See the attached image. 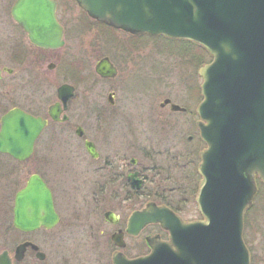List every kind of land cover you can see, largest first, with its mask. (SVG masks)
<instances>
[{"label":"water","instance_id":"95a60500","mask_svg":"<svg viewBox=\"0 0 264 264\" xmlns=\"http://www.w3.org/2000/svg\"><path fill=\"white\" fill-rule=\"evenodd\" d=\"M76 2L91 18L115 29L193 41L211 55V61L198 68L202 99L196 108L206 145L197 167L201 179L196 204L203 219L183 221L169 207L148 203L132 215L135 230L128 231L159 223L168 239L149 236V253L133 259L116 254L114 263L250 264L243 215L255 193L254 176L264 184V0ZM55 5V0H17L11 13L34 43L55 48L62 45ZM94 70L103 78L115 75L108 57L99 59ZM71 92L67 84L59 87L64 101ZM44 124L21 111L8 112L1 122L0 151L24 160ZM85 146L94 156L93 145ZM57 220L51 190L37 174L31 175L15 194L13 225L31 231L52 227ZM28 245L37 249L23 242L16 258H22ZM0 264H10L5 253Z\"/></svg>","mask_w":264,"mask_h":264},{"label":"flooded vegetation","instance_id":"af4514ba","mask_svg":"<svg viewBox=\"0 0 264 264\" xmlns=\"http://www.w3.org/2000/svg\"><path fill=\"white\" fill-rule=\"evenodd\" d=\"M7 1L0 0V130L3 116L12 110H18L32 117L40 118L45 124L33 143L30 155L24 160L13 158L11 155L0 151V187L3 186L4 180L6 182L11 181L7 178L13 177L16 179L19 166L28 163V166L35 167L37 156L51 155L54 151V154L60 156L62 161L60 171L65 179H68L70 187L74 188L75 192H80L81 188L90 187L93 188V192L91 195H85L82 198L79 195L77 204L73 207L74 203H69L73 209L66 213L63 208L66 203L63 207L57 204L51 178H46L41 172L33 171L29 177L37 174L51 190L53 207L58 220L52 227L41 226L31 231H23L13 225L15 194L25 186L28 177L25 184L18 188L12 197V221L6 229L8 239L12 242L3 245L0 248V254L5 253L10 264H115L113 258L116 254L126 259L142 257L150 250L146 240L147 237L159 236L161 239L166 240L168 239V232L159 223L141 226L136 233L129 232L128 229L135 230L134 226H130L131 217L135 212H142L148 203H154L157 206H168L183 221L194 220L183 219L180 215V206L174 208L166 203L168 194L167 192L159 193L160 184L157 185L156 189H152V186L154 187L152 184L157 182L155 178L160 174L161 169L156 165L143 164V141L133 137L137 130H141L140 128L134 125L129 126L126 128L128 131L123 132V134L119 132L117 139H112L103 133L106 123L112 122L111 128L113 127V129L111 130L113 131L121 123H125L126 116L124 114L126 110L125 106L122 105L124 102L117 106L118 101L115 98L119 89L123 90L121 82L127 72L132 70L136 58L133 57L132 52L121 56L120 60L112 59L107 55L99 57L98 60L108 57L109 62L115 68V75L110 78H103L95 73L99 79L116 80L119 76L121 77L107 95L109 105L107 110L104 109L106 107H100L97 98L95 99L94 96L86 103L83 98L87 93L84 92L93 89L84 88V90H80V84L83 82L82 75L85 70L84 63L79 58L69 60L67 51L63 50L68 41V26L71 22V24L76 23L74 25L77 26V24L83 25L87 21L106 28L110 26L91 18L79 7L76 0L73 1L81 12L77 15L78 18H74L73 10L66 5L68 0H55L54 17L62 30L60 39L62 45L55 48L43 47L34 43L30 39L29 33L13 18L11 10L17 0H12L10 5ZM127 35L137 38L142 34L132 35L127 33ZM199 66L196 68L198 82H195L193 75L186 77V80L182 79L187 101L195 104L192 110L189 109L186 103L179 105L171 97L165 96L158 102L156 109L153 105H149L151 113H157L160 119H157L151 125L148 124V121L143 123L141 119L134 124L142 123L143 128L145 127L143 132L146 134L150 131L163 134L159 131L161 129V131L165 130L166 134L173 135L175 139L182 132L180 120L178 118L176 121H171L170 118L164 119L163 112L182 114L184 116L183 122L187 123V129L189 130L191 127L195 132L194 136L187 135L186 140L191 141L196 137L197 141L205 148V143L200 137L197 125L199 117L196 112V107L202 99L200 90L202 79L198 75ZM69 76L75 80L69 81ZM63 84L72 87L71 95L65 101L59 96V87ZM172 104L178 105L179 109H172ZM145 108L148 112V107L145 106ZM149 119L151 118L149 117ZM86 120L92 122L93 136L98 137L99 135L108 140L110 139V147L104 148L101 146L99 139L88 137L90 135L89 129L84 125ZM57 139H61V143L65 145V148L58 147L59 153H55L56 148L53 149L51 144L52 140ZM87 142L93 145L94 156L86 148ZM38 143L41 145L40 148ZM131 151H134L135 155H131ZM164 151L168 150H160L159 153ZM154 153L157 154L158 150L156 149ZM152 170L154 171L152 172ZM196 172L198 174L197 168ZM69 174L71 182L67 176ZM53 178L55 182L57 179ZM199 181L193 197L195 203ZM254 181L256 189L250 206L244 212V225L246 213L253 208L256 198L259 196L264 200V184L257 175L254 176ZM178 186L174 185V187ZM160 200L163 202H160ZM186 200H189V198L178 199L177 202L182 204L186 203ZM106 202L110 205L104 209L102 206ZM263 203L262 209H264ZM70 207L68 206L66 211L70 210ZM64 215L78 221L84 233L88 237H92V241L88 238L86 241L78 243L79 241L72 238L74 243H63L62 238L65 235L76 236L77 232L81 235L79 229L76 230L73 221L64 220ZM99 215H101V219ZM200 219H202V216ZM104 228H108L110 231L107 233V240L99 243L98 236L103 237ZM56 230L58 231L56 232ZM149 230L155 232H147ZM39 231L47 234L52 232L53 236H50L49 244L36 243V239L34 240L30 236ZM96 231L98 236L95 235ZM143 233H146L144 237ZM55 236L59 242H53ZM114 238L117 240L116 242L113 240ZM143 239L148 248L145 253H143ZM243 239L250 253V264H264V250L255 251L249 246L244 235ZM23 242H31L37 246V249H33L30 245L26 246L22 258L19 259L16 258L15 251ZM38 255H42V258H39Z\"/></svg>","mask_w":264,"mask_h":264},{"label":"rangeland","instance_id":"374dc122","mask_svg":"<svg viewBox=\"0 0 264 264\" xmlns=\"http://www.w3.org/2000/svg\"><path fill=\"white\" fill-rule=\"evenodd\" d=\"M7 3L9 5L12 4V0H8ZM66 5L73 10L74 18H78L77 15L81 12L76 7L75 2L73 0H68ZM71 23H69L68 26L67 45L63 50L67 51L69 60L79 58L84 63L85 70L82 75L83 82L80 84V90L82 91L84 88L93 89L92 91L84 92L87 93L83 98L84 102L91 100L94 96L95 99L97 98L100 107H106L104 109L107 110V107H109L107 95L109 91H111V88L116 86V82L121 77L119 76L116 80L99 79L94 72L95 63L99 57L107 55L112 59L115 58L116 60H120L121 56H125V54L132 52L134 55L133 57L136 58L132 65V70L127 72L125 76L123 75L124 79L121 82L123 90L119 89L117 97L115 98L118 101L117 106L124 102L122 105L125 106L124 108L126 110L124 114L126 116L125 123L120 122L121 124L119 127L115 128V131L111 130L113 129V127L111 128L112 122L106 123L103 128V133L105 136L117 139L119 132L123 134V132L128 131L126 128L129 126L132 127L134 125L140 128L141 130H137L133 137L139 141H143V164L156 165L161 169L160 174L155 178L157 182L152 184L154 185L152 189H156L157 185L160 184V188L158 189L159 193L163 194L167 192L168 194V196H166L167 202L162 200L174 208L180 206V215L183 219H200L201 215L197 210L193 197L200 179V176L196 172V168L200 163L198 154L204 146L197 141L196 137L191 141L186 140L187 135L191 134L194 136V129L192 130L191 127L189 130L187 129V123L183 122L184 116H182V114H168L166 111L163 112L164 119L170 118L171 121H176L178 118L180 120L182 132L178 138L174 139L173 135L170 133L166 134V131H161V129H159V131L163 134L153 133L152 131L146 134L143 132L145 127L143 128L142 123L134 124L141 119L143 123L148 121V124L151 125L157 119H160L157 113H151L149 105H153L156 109L158 102L165 96L171 97L173 101L179 105L186 103L191 110L194 108L195 104L186 99V93L182 82L183 78L185 79L192 75L195 77V82L199 81L196 75V68L193 66L194 62L189 60L186 54L187 51H185L187 50L186 48H194V45L159 36L140 35L134 38L123 31H112L89 21L85 22L83 25L77 24V26L74 25L76 23ZM110 54H112L113 57ZM68 79L69 81L75 80L70 78V76ZM89 94L90 96H88ZM145 106L148 107V112ZM116 109L118 108L116 107ZM149 117L151 119H149ZM85 122L84 125L89 129L90 135H88V137L99 139L101 146L104 148L110 147L111 140L99 135L98 137L93 136L91 130L93 127L92 122L90 120H86ZM60 140L61 139L51 141L53 149L56 148L55 153H59L57 150L59 149L58 147L65 148V145H63ZM38 147H41L39 143ZM156 149L158 150L157 154L154 153ZM164 149L168 151L159 153L160 150ZM130 153L131 155H135L134 151ZM57 155L58 154H54V151H52L51 155H39L36 157L35 167H30L27 165L28 163H24L19 166L16 179L9 177L7 180L11 181L6 182L4 180L3 186L0 187V248L12 242L8 239L9 236L6 232V229L10 226L12 221V197L18 188H21L25 184L26 179L33 171L41 172L46 178H51L57 204L63 207L66 203L63 207L66 213L70 212L77 204L79 195L80 198H82L85 195L89 196L92 194L93 188L90 187L81 188L80 192H75L74 188L70 187L67 181L68 179L66 180L65 176L60 171L62 161L60 156ZM153 171L154 170H152V172ZM67 176L71 182L70 174ZM53 177L57 179L55 182ZM174 185L179 186L174 187ZM186 197L189 198V200H186V203L179 204V202H177L178 199H186ZM258 197L256 198L257 200H255L253 208L246 213L243 232L249 246L255 251L264 250V209H262L264 200ZM162 200H160V202H163ZM71 202L74 203L72 208L69 204ZM109 205L110 204L106 202L102 208H108ZM68 206L71 209L66 211ZM99 216L101 219V215ZM64 220L73 221L76 230L78 231L79 229L81 235H79L78 232L76 236L65 235L62 238L63 243H74L73 239L79 241L78 243L86 241L88 238L92 241V237H88V235L84 233L78 221L72 220L71 217L67 215H64ZM83 227L85 229V226ZM104 230L103 237L101 235L98 236L96 231L95 235L99 237V243H103L107 240V233L110 229L104 228ZM57 231L58 230H56V232ZM147 232L155 231L149 230ZM145 234L146 233H143V237ZM30 236L34 240L36 239V243L45 245L50 243L49 238L53 236V234L52 232L47 234L43 231H39ZM53 238L55 239L53 242H59L56 236ZM146 251H148V248L143 239V253Z\"/></svg>","mask_w":264,"mask_h":264},{"label":"trees","instance_id":"16d2710c","mask_svg":"<svg viewBox=\"0 0 264 264\" xmlns=\"http://www.w3.org/2000/svg\"><path fill=\"white\" fill-rule=\"evenodd\" d=\"M107 29L115 31L111 27H108ZM179 41L190 43V44L194 45V48H186L187 50H185V51H187L186 54H187L189 60L194 62L193 63L194 68H197L198 65L201 63H207L210 61V59H211L210 55L200 45L189 42V41H183V40H179Z\"/></svg>","mask_w":264,"mask_h":264}]
</instances>
